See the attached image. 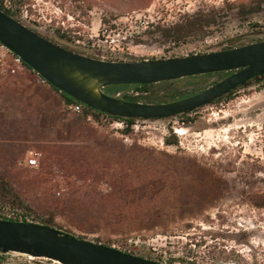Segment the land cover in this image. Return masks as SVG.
<instances>
[{
	"label": "rangeland",
	"instance_id": "obj_1",
	"mask_svg": "<svg viewBox=\"0 0 264 264\" xmlns=\"http://www.w3.org/2000/svg\"><path fill=\"white\" fill-rule=\"evenodd\" d=\"M2 2L45 38L108 61L182 57L264 40V0ZM198 10L216 11L214 22L181 42L146 36L148 24ZM224 77L158 84L140 92L139 102L187 96ZM230 97L162 120L177 145L129 146L110 134L104 147L69 146L57 163L26 167L24 179L7 182L33 220L47 218L81 239L163 264H264V81ZM60 180L65 192L57 197ZM0 260L58 264L16 254Z\"/></svg>",
	"mask_w": 264,
	"mask_h": 264
},
{
	"label": "water",
	"instance_id": "obj_2",
	"mask_svg": "<svg viewBox=\"0 0 264 264\" xmlns=\"http://www.w3.org/2000/svg\"><path fill=\"white\" fill-rule=\"evenodd\" d=\"M0 43L55 89L91 109L122 118L162 120L190 112L264 75V40L190 56L108 61L56 44L0 9ZM218 72L231 73L196 94L166 103L128 101L103 91L110 86L153 84ZM12 254L58 264H163L51 225L0 219V255Z\"/></svg>",
	"mask_w": 264,
	"mask_h": 264
},
{
	"label": "crops",
	"instance_id": "obj_3",
	"mask_svg": "<svg viewBox=\"0 0 264 264\" xmlns=\"http://www.w3.org/2000/svg\"><path fill=\"white\" fill-rule=\"evenodd\" d=\"M72 107L32 69L0 78V177L24 179L30 150L43 153L44 165L57 163L69 146L104 147L110 134L89 124Z\"/></svg>",
	"mask_w": 264,
	"mask_h": 264
},
{
	"label": "trees",
	"instance_id": "obj_4",
	"mask_svg": "<svg viewBox=\"0 0 264 264\" xmlns=\"http://www.w3.org/2000/svg\"><path fill=\"white\" fill-rule=\"evenodd\" d=\"M0 9L3 10L5 13L10 15L11 17L15 18L16 20V14L12 9H7L4 7V5L0 4ZM216 16V11L211 10L210 13H204L203 11H197L193 14H187L185 16L180 17L176 22H165L163 24H160L157 22L156 25L148 24L149 27H153V29L148 30V33L146 36H149L152 40H156L157 38H162L164 41H173L174 43H179L183 40V38L192 35L196 32H199L203 30L204 28H208L210 26L211 22H214V17ZM19 21V20H18ZM144 40V39H141ZM136 42H142V41H136ZM28 67V66H27ZM31 69L30 67H28ZM230 74V72H218V73H211V74H205L202 76H196L191 79H195V81L201 80L206 81L208 78L217 76H227ZM189 79V78H187ZM183 80V79H181ZM172 81H165V82H159V83H153V84H132V85H118V86H110L103 91L107 93L108 95L119 97L124 100L128 101H142L140 99V92L145 91L148 87L156 86L158 84H164L169 83ZM55 89V88H54ZM58 91L66 103L69 106H79L82 107V112L79 114L80 116H83V118H86L87 115L92 114L95 118H98L102 113L91 109L87 106H85L83 103L75 100L74 98L62 93L61 91L55 89ZM232 90L231 92L223 95L219 99L215 100V102H219L224 99H230L231 95L236 91ZM136 91V92H134ZM183 97L182 94L179 95V98ZM167 99L166 101H168ZM156 100L152 101H143L145 103H154ZM111 118H119V119H125L129 121L130 123H133L137 121V118H122V117H116V116H110ZM167 145H177L178 140L175 135L171 134L168 137H166L165 140ZM0 217H3L4 219L8 220H31L33 222H37L33 220V215L31 213V209L27 203L22 201L19 196L17 195L14 187L7 182L6 179L0 177ZM41 224H47L52 225L51 221L47 218L40 217V221H38Z\"/></svg>",
	"mask_w": 264,
	"mask_h": 264
},
{
	"label": "built area",
	"instance_id": "obj_5",
	"mask_svg": "<svg viewBox=\"0 0 264 264\" xmlns=\"http://www.w3.org/2000/svg\"><path fill=\"white\" fill-rule=\"evenodd\" d=\"M2 4L5 8H7L5 3L2 2ZM25 69H28V67L24 61L13 51L0 43V78H7L17 75L19 72ZM72 110L75 113L80 114L82 112V107L81 105L80 107L74 105ZM86 121L95 127L105 129L109 134L121 139L123 143L129 146L134 144H147L155 149H164L168 147L165 142L168 129L161 123L162 120L138 119L137 121L130 123L125 119L111 118L110 115L102 113L98 118H95L92 114H89L86 116ZM42 158L43 153L41 151L30 150L25 157L24 165L31 169H37L40 166V161ZM100 187L106 192L111 189L108 184H101ZM64 192L65 187L63 182L60 180L57 189L54 191V194L55 196L60 197ZM0 219L4 218L0 217ZM17 221L31 220L27 219Z\"/></svg>",
	"mask_w": 264,
	"mask_h": 264
},
{
	"label": "flooded vegetation",
	"instance_id": "obj_6",
	"mask_svg": "<svg viewBox=\"0 0 264 264\" xmlns=\"http://www.w3.org/2000/svg\"><path fill=\"white\" fill-rule=\"evenodd\" d=\"M39 34V33H38ZM42 36V35H41ZM44 37V36H43ZM53 42V41H52ZM55 43V42H54ZM229 48H234V47H227V48H225V49H229ZM224 50V49H223ZM220 51V50H219ZM213 52H215V51H213ZM209 53V52H208ZM194 55V54H193ZM188 56H190V55H188ZM231 73V72H230ZM203 75H205V74H203ZM196 76H202V75H194V76H189V77H184V78H180V79H176V80H171L172 82H174V81H178V80H181V79H187V78H189V79H191V78H194V77H196ZM264 81V75L263 76H260V77H257V78H254V79H252V80H250L249 82H247V84L245 85V86H242V87H238V88H236V89H239V88H243V87H246V86H248L249 84H251L252 82H263ZM199 92V91H198ZM198 92H194V93H192V94H189V95H187V96H183V97H181V98H179V97H177V98H172V99H170V100H168V101H160V102H156V103H166V102H172V101H175V100H179V99H182V98H185V97H189V96H191V95H193V94H196V93H198ZM215 102V101H214ZM214 102H212V103H214ZM211 103V104H212ZM210 105V104H209ZM205 106H207V105H205ZM202 107H204V106H202ZM202 107H199V108H197V109H195V110H193V111H190V112H185V113H182V114H178V115H176V116H172V117H169V118H165V119H162V120H169V119H172V118H177V117H182V116H186V115H191L192 113H194V112H196V111H198L200 108H202Z\"/></svg>",
	"mask_w": 264,
	"mask_h": 264
}]
</instances>
